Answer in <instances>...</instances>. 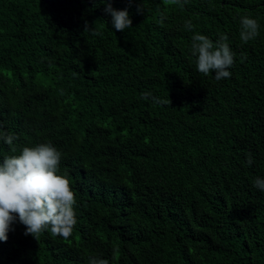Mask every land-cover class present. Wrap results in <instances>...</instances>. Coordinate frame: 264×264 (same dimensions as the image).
Wrapping results in <instances>:
<instances>
[{"label":"trees","instance_id":"16d2710c","mask_svg":"<svg viewBox=\"0 0 264 264\" xmlns=\"http://www.w3.org/2000/svg\"><path fill=\"white\" fill-rule=\"evenodd\" d=\"M112 7L131 28L115 31L101 0H0V125L16 154L52 143L77 194L69 239L17 222L0 264H264V0ZM245 15L259 24L247 43ZM196 33L228 36L230 78L196 70Z\"/></svg>","mask_w":264,"mask_h":264},{"label":"clouds","instance_id":"9594fccd","mask_svg":"<svg viewBox=\"0 0 264 264\" xmlns=\"http://www.w3.org/2000/svg\"><path fill=\"white\" fill-rule=\"evenodd\" d=\"M104 11L111 17V26L117 32L131 28L132 20L127 9L117 10L112 7V0H101ZM133 0H128L131 6ZM187 0H167L169 5L183 7ZM138 13L142 8H137ZM161 22L164 17H160ZM185 28H194L191 20L185 21ZM85 31L92 35L100 32L89 27L85 22ZM240 39L247 43L259 35L256 19L247 15L240 17ZM191 55L195 57L196 70L208 76L214 73L217 81L231 77L229 69L234 64L228 36L221 34L214 43L206 35L196 33L191 37ZM243 57V54H241ZM141 99L151 98L153 103L168 105L169 99L161 100L150 92L141 93ZM18 137L3 130L0 125V141L12 146V155L0 161V242H6L8 233L17 222L24 226V235L37 239L45 232L52 236L69 239L77 224V194L73 190L72 180L67 171L61 172V152L52 143L25 146L16 154L14 141ZM247 163H253L249 153ZM253 186L264 191V178L256 177ZM88 264H109L107 259L91 256Z\"/></svg>","mask_w":264,"mask_h":264}]
</instances>
